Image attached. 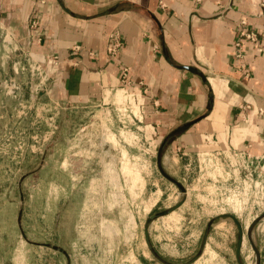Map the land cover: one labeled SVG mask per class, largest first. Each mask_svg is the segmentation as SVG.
I'll list each match as a JSON object with an SVG mask.
<instances>
[{
	"label": "rangeland",
	"instance_id": "obj_1",
	"mask_svg": "<svg viewBox=\"0 0 264 264\" xmlns=\"http://www.w3.org/2000/svg\"><path fill=\"white\" fill-rule=\"evenodd\" d=\"M32 56L0 29V264H264V160L165 164L137 103L53 101Z\"/></svg>",
	"mask_w": 264,
	"mask_h": 264
},
{
	"label": "crops",
	"instance_id": "obj_2",
	"mask_svg": "<svg viewBox=\"0 0 264 264\" xmlns=\"http://www.w3.org/2000/svg\"><path fill=\"white\" fill-rule=\"evenodd\" d=\"M42 2L0 0V29L30 45L37 61L56 57L53 101L111 104L127 88L150 139L160 149L166 142L165 164L231 151L264 160V14L256 1ZM239 39L247 76L234 58Z\"/></svg>",
	"mask_w": 264,
	"mask_h": 264
},
{
	"label": "built area",
	"instance_id": "obj_3",
	"mask_svg": "<svg viewBox=\"0 0 264 264\" xmlns=\"http://www.w3.org/2000/svg\"><path fill=\"white\" fill-rule=\"evenodd\" d=\"M38 1L43 3L42 0H37V2ZM253 1L257 2L258 6H259V9L261 11V14H264V0H253ZM241 24L245 25V22L242 21ZM30 27H31V29H36L38 27V20L36 18L31 22ZM241 38H244L245 40L250 41V42L257 41V36L254 33H241ZM113 39H114L115 43L113 44V46H111V48L109 50V52L111 54H115L118 51V48L120 47V42L118 41V36L117 35H113ZM234 58L239 63V65L237 67L242 72H244L245 75L247 76V71L244 69V66H243V64L241 62L242 59H243V52H242V41L240 39L235 43ZM37 62H39L40 64L42 63V64L46 65V67L48 69V72L45 73L46 74L45 78L54 79V77H55V75L57 73V65H58L56 57H51L45 63L40 62V61H37ZM36 70H37V72H39V69H36ZM127 74H128V69H124L123 73H122V79H121L123 84H124V87L128 83L127 82ZM40 75H41V73H40ZM124 95H125V97L131 99V101L129 102V107H130L129 109H130L131 114L134 116V118H136V116L132 113L131 110H132V105H134L138 101L137 100V96L134 95L133 91H128L127 88H125ZM138 106H139V113H141L140 105H138ZM138 120H139V118H138ZM212 155L213 154H211V153H205V154L200 155L199 158H203L205 160L206 158L214 157ZM225 157H228L231 160H235V161L241 162V163L246 164V165H252L254 163V161L249 159V157L247 155H245L243 153H239L238 151L228 152L225 155ZM258 161H256V162H258Z\"/></svg>",
	"mask_w": 264,
	"mask_h": 264
},
{
	"label": "water",
	"instance_id": "obj_4",
	"mask_svg": "<svg viewBox=\"0 0 264 264\" xmlns=\"http://www.w3.org/2000/svg\"><path fill=\"white\" fill-rule=\"evenodd\" d=\"M157 163H158V167H159V170L161 172L162 175H164L166 178H168L165 173L162 171V168L160 166V153L158 154V157H157ZM174 182V181H173ZM176 183V182H174ZM177 184V183H176ZM229 218L235 223L237 224L238 226V232H239V241H238V245H237V248H236V257L238 258L239 257V254H240V249H241V245H242V241H241V238H242V228L241 226L239 225L237 219L233 216H229ZM262 218H264V214H262L260 217H257L256 219H254L252 221V223L247 227V230H246V234H247V237L248 239L250 240V232L252 230V228L258 223L259 220H261ZM251 247H252V250L253 252L255 253V258H256V262L255 264H261V256H260V253L259 251L257 250V248L255 247V245L251 242Z\"/></svg>",
	"mask_w": 264,
	"mask_h": 264
},
{
	"label": "trees",
	"instance_id": "obj_5",
	"mask_svg": "<svg viewBox=\"0 0 264 264\" xmlns=\"http://www.w3.org/2000/svg\"><path fill=\"white\" fill-rule=\"evenodd\" d=\"M174 136H175V133L171 134V135H170V138H172V137H174ZM165 145H166V142L163 144V146H162V149H161V150H163V149H164Z\"/></svg>",
	"mask_w": 264,
	"mask_h": 264
}]
</instances>
